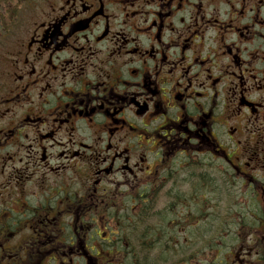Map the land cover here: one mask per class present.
Here are the masks:
<instances>
[{
  "label": "flooded vegetation",
  "instance_id": "af4514ba",
  "mask_svg": "<svg viewBox=\"0 0 264 264\" xmlns=\"http://www.w3.org/2000/svg\"><path fill=\"white\" fill-rule=\"evenodd\" d=\"M35 2L0 81V264H264V0Z\"/></svg>",
  "mask_w": 264,
  "mask_h": 264
},
{
  "label": "rangeland",
  "instance_id": "374dc122",
  "mask_svg": "<svg viewBox=\"0 0 264 264\" xmlns=\"http://www.w3.org/2000/svg\"><path fill=\"white\" fill-rule=\"evenodd\" d=\"M19 1L9 0L6 6H0V15H4L7 21H10L8 16L9 9H14ZM31 1L23 3L17 9V18L14 19L16 29L14 31L4 32L0 24V79L5 77L4 71L6 70L8 63V56L12 49L13 38L22 31L23 25L27 20L37 14L38 8L35 5L30 4ZM39 4V3H38ZM41 4V3H40Z\"/></svg>",
  "mask_w": 264,
  "mask_h": 264
},
{
  "label": "trees",
  "instance_id": "16d2710c",
  "mask_svg": "<svg viewBox=\"0 0 264 264\" xmlns=\"http://www.w3.org/2000/svg\"><path fill=\"white\" fill-rule=\"evenodd\" d=\"M8 1L9 0H0V6H6L8 4ZM18 1L19 2L17 3V5L14 9H11V10L9 9L8 16L10 19H13V20L16 19L18 7L26 0H18ZM0 24H1L2 29H4V30H9L11 27V22L8 25V21L6 18H4V15H0Z\"/></svg>",
  "mask_w": 264,
  "mask_h": 264
}]
</instances>
